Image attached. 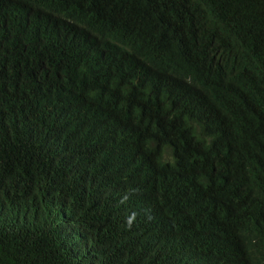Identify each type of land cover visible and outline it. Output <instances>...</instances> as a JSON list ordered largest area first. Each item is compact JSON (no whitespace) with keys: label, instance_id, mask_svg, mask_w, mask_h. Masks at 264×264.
<instances>
[{"label":"trees","instance_id":"1","mask_svg":"<svg viewBox=\"0 0 264 264\" xmlns=\"http://www.w3.org/2000/svg\"><path fill=\"white\" fill-rule=\"evenodd\" d=\"M0 264H264V0H0Z\"/></svg>","mask_w":264,"mask_h":264}]
</instances>
